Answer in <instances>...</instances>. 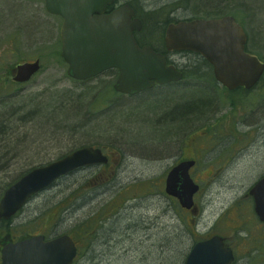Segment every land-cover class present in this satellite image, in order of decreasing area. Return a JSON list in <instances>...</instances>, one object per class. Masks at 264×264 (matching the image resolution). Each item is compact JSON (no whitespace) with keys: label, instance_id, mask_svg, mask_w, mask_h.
I'll return each mask as SVG.
<instances>
[{"label":"rangeland","instance_id":"rangeland-1","mask_svg":"<svg viewBox=\"0 0 264 264\" xmlns=\"http://www.w3.org/2000/svg\"><path fill=\"white\" fill-rule=\"evenodd\" d=\"M168 1V11H177L168 23L234 16L247 35V51L264 63V8L254 13L261 0H220L226 7L217 11L215 0ZM61 23L46 13L42 0H0V118L5 128L0 131V199L20 172L82 146L103 148L109 164L79 169L39 193L12 219L0 222V243L6 237L68 234L80 248L75 264H184L195 242L220 235L234 252L233 264L264 261V240L259 241L257 230L263 227L248 197L264 174V140L255 126L258 121L264 125V81L247 95L222 96L208 67L191 54L178 53L174 63L186 74L181 83L117 96L114 72L84 83L67 77L60 58ZM149 35L151 29L144 37ZM35 60L38 74L14 85L13 68ZM193 71L199 72L197 79L190 77ZM167 136L174 143L170 150L154 146ZM192 138L198 164L190 175L200 185L194 218L164 194L165 177L185 157L183 145ZM117 140L140 149L153 145L154 154L123 151ZM100 205L82 225L90 209ZM102 232L108 237L100 255L96 242ZM162 250L168 259L162 260ZM88 256H94L93 262Z\"/></svg>","mask_w":264,"mask_h":264},{"label":"water","instance_id":"water-1","mask_svg":"<svg viewBox=\"0 0 264 264\" xmlns=\"http://www.w3.org/2000/svg\"><path fill=\"white\" fill-rule=\"evenodd\" d=\"M48 14L62 19L60 28L61 58L67 64V75L77 81L94 78L110 70H118L113 89L135 95L181 80L174 66L149 47L139 48L133 32L141 28L134 11L124 5L110 14L106 8L116 0H43ZM246 36L230 16L211 20L180 22L168 26L165 47L168 51H188L199 54L212 67L215 80L227 90L251 89L263 74L264 66L256 57L244 53ZM39 70V61L25 63L15 69L14 82L24 83ZM100 149L84 147L64 159L35 169L10 187L0 201V220L10 219L36 193L55 180L82 166L105 164ZM192 162L174 167L166 178L165 192L192 208V197L198 187L189 178ZM254 211L264 222V178L251 190ZM192 213H195L193 210ZM34 237L9 243L1 249V264H71L76 247L68 236L49 242ZM229 249H224L218 236L195 244L185 264H230Z\"/></svg>","mask_w":264,"mask_h":264},{"label":"flooded vegetation","instance_id":"flooded-vegetation-1","mask_svg":"<svg viewBox=\"0 0 264 264\" xmlns=\"http://www.w3.org/2000/svg\"><path fill=\"white\" fill-rule=\"evenodd\" d=\"M137 7L138 9L135 8V17L134 18H138L141 22V30L136 33V35L138 36L139 39L144 38L146 40V38L144 37L145 35H143V28H145V22H143V20H141V15L146 17L147 21L146 24H148V29H151V35H149V37H147V39H151L154 40V43L156 45H158L160 48L159 52L160 54H162L166 61L168 63H174V61H176V55H178V53L175 52H168L165 49V45H164V35H165V31L168 27V20L171 18L173 13H176V10H169L168 11V5L172 3V1H168V0H137ZM120 6V5H118ZM117 6V7H118ZM169 12V14H168ZM141 14V15H140ZM149 14V15H147ZM157 15V17H156ZM158 16L162 17V20H158ZM193 19H184L182 21H191ZM178 22L177 20H174L172 23H176ZM163 32H160V28H163ZM159 29V30H158ZM159 33L158 39L159 40H155V38H157L156 34ZM155 35V36H154ZM140 43H146V42H141ZM197 60H199L200 62H204V60L202 58H200L199 56L197 57ZM205 63V62H204ZM206 64V63H205ZM242 93V94H247V91H244L243 89H238L236 91H234V93ZM233 93V92H232ZM264 102V101H263ZM233 106H231L229 109H232ZM237 109H249V107H240L237 106ZM202 135V133L200 134ZM194 141V139H190V144H184L183 145V150H184V155L185 157L183 159L185 160H191L195 162V165L197 164V158L195 157V150L194 148H192V142ZM260 227H263L261 229H264V226H262L263 224H260ZM260 230V228H259ZM263 233V232H262ZM260 240H264L262 238V236H260ZM252 241H254V239L252 238Z\"/></svg>","mask_w":264,"mask_h":264},{"label":"bare ground","instance_id":"bare-ground-1","mask_svg":"<svg viewBox=\"0 0 264 264\" xmlns=\"http://www.w3.org/2000/svg\"><path fill=\"white\" fill-rule=\"evenodd\" d=\"M224 2H221L220 3V0H218V1H216L214 4L216 5L215 6V10L217 11V8H219V6H220V8L219 9H221V10H224V8L226 7V5L225 4H223ZM250 3V2H249ZM170 5V4H169ZM256 7V8H255ZM255 9H256V11L254 12L255 13V15L258 13L257 11H260V12H262V10H263V8H264V0H261V5H255ZM217 16H211V17H208V18H216ZM260 24H264V23H260ZM263 37H264V31H262V41L264 40L263 39ZM263 81H264V79H263ZM209 101V100H208ZM207 101V102H208ZM261 108L263 109V111L261 112V113H264V102L262 103V106H261ZM263 119V121H264V114H263V117H262ZM175 122H179L178 120H176ZM257 124V125H256ZM255 124V126H257L258 127V129L260 130V132H259V136H261V138H262V140H264V125L260 122V121H258L257 123ZM116 142V144L117 145H121V146H123V148H121L123 151H125V148L124 147H126V148H130L132 151H135V152H145V154H154L153 152V149H155V148H153V145H151V146H146V147H144V148H138V147H134L133 146V144H131V143H128V142H126V141H124V140H117V141H115ZM15 145H17V144H15ZM162 146V145H164L165 147L163 148V149H165L166 148V150H165V152L166 151H168V149L170 150L173 146H174V143H173V141L172 140H169V137H168V139H166V140H164L162 143H157V145H154L156 148L158 147V146ZM73 152H75V150L74 151H72V152H70V153H68V154H66L65 156H63L62 158H60V159H58V160H56V161H54V162H58V161H60V160H62V159H64L65 157H67V156H69L70 154H72ZM264 161V160H263ZM54 162H51V163H49V164H47V165H50V164H52V163H54ZM44 166H46V165H43V166H33V167H30V168H28L27 169V171H25L24 173H22L21 174V172L18 174V176L16 177V179L10 184V185H8V187H7V189L4 191V193L10 188V187H12L14 184H16V183H18L22 178H24L26 175H28L29 173H31L33 170H35V169H39V168H42V167H44ZM68 176V175H67ZM66 177V176H65ZM64 178V177H63ZM166 178L167 177H165V180H164V183L166 182ZM264 178V174L257 180V181H260L261 179H263ZM43 191H45V189H43V190H41L40 191V193L41 192H43ZM249 191H251V189H249ZM4 193H3V195H4ZM166 195H167V193H166ZM104 197H106V196H104ZM104 197H102V198H104ZM86 201H83V202H81V203H78L77 204V206L78 205H80V204H84ZM104 206L103 205H100L98 208H92V209H90L89 211L90 212H88V214L86 215V217L83 219V221L81 222L82 223V225L83 224H87V222L93 217V216H95L96 215V213L98 212V210H100L101 208H103ZM105 209V208H104ZM103 209V210H104ZM140 222H141V224H142V226H144L143 224H145L146 223V221H145V219H141L140 220ZM138 224H140V223H138ZM129 230H131V229H129ZM161 234V233H160ZM159 234V235H160ZM149 236V235H148ZM161 236V235H160ZM104 237H108V232H105V233H101V235L97 238V239H100V238H103V239H101V240H97L98 242H96L97 243V248H99V249H101L104 245H106V243H105V239H104ZM145 241V240H144ZM145 245V244H144ZM165 245H168V244H165ZM154 247V245L152 244V248ZM142 248H144V247H142ZM163 251V254H164V256H163V258H162V260H165V259H168V253L166 252V251H164V250H162ZM98 252V251H97ZM100 255L102 254L103 255V249H101V251L100 252H98ZM96 256V255H95ZM94 257V256H93ZM93 257H89L88 256V259H89V261H92L93 262ZM100 261H101V257H100Z\"/></svg>","mask_w":264,"mask_h":264},{"label":"trees","instance_id":"trees-1","mask_svg":"<svg viewBox=\"0 0 264 264\" xmlns=\"http://www.w3.org/2000/svg\"><path fill=\"white\" fill-rule=\"evenodd\" d=\"M133 2H135V3H138L137 2V0H132ZM217 0H215V1H213L214 3L216 2ZM211 4V3H210ZM215 5V4H214ZM216 6V5H215ZM147 15H149V14H147ZM198 63H200L199 61H198ZM202 63H204V62H202ZM191 65H194V64H191ZM205 65V64H204ZM184 74V77H183V79H185V77H186V74L185 73H183ZM190 77H194L195 79H197L198 77H199V72H197V71H193L191 74H190ZM211 99H209V101H210ZM207 103V102H206ZM210 103H208V104H206L207 106L206 107H204V109H209V105ZM78 114V112L76 113V115ZM33 114H31L30 115V118L32 117V118H34L35 120H36V116L37 115H35V116H32ZM39 115H40V111H39V113H38V116H37V118L39 117ZM201 115V114H200ZM2 118V117H1ZM0 118V131H2V130H5V128H4V126H3V124H4V122H2V119ZM31 118V119H32ZM3 128V129H2ZM174 133H172L171 135H173ZM170 135V136H171ZM170 136H167V137H170ZM91 232L89 231V232H87L86 233V235H85V237H89L91 234H90Z\"/></svg>","mask_w":264,"mask_h":264}]
</instances>
